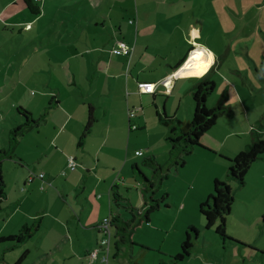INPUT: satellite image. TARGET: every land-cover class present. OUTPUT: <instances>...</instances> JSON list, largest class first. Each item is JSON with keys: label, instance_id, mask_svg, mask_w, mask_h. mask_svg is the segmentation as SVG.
<instances>
[{"label": "rangeland", "instance_id": "rangeland-1", "mask_svg": "<svg viewBox=\"0 0 264 264\" xmlns=\"http://www.w3.org/2000/svg\"><path fill=\"white\" fill-rule=\"evenodd\" d=\"M113 1L116 0H109L108 2L112 4ZM119 1L123 3L124 0ZM132 1L131 6L128 2L126 5L123 4L124 8L118 5V12L112 13L116 14L113 16L120 18V20H123L122 18L124 17L126 26L129 25V17L135 18V20L132 19V23L137 21L131 25V29L127 28L125 33L127 36L135 38L139 30L138 23L141 20L140 29L146 27L149 28L147 30L148 33L154 32L157 34L156 38L158 40L156 42L163 53H168L173 47L175 48L173 43L178 41L182 47L184 46L187 49L185 42L180 39L183 28L179 29L176 25V22H179V17L176 13L180 11L178 8L180 4L190 7V1ZM260 1L264 2V0ZM41 2L44 6L42 18L39 15L37 17L38 20L34 24H27V28H32L31 31H28L23 29L26 24L22 25L19 21H29L34 17L23 0H0V162H2V172L7 185L5 189L7 196L0 199V238L6 237L3 236L4 234L16 231V227H21L23 222H27L26 224L30 225L42 224L41 227H48L47 231L42 235H45L49 244L54 246L58 232L55 227H75L74 223L76 222L73 217L71 218L72 223L68 226L65 225V218L68 217L66 209L55 199L50 202L47 197L49 192L60 197V194H63L61 189L56 188L54 185L48 188V184L44 182V179L37 177V180L40 181L39 183H45L46 190L39 185L36 189L30 190L31 194L28 195L26 201L22 200L24 193L22 184L29 173L27 171L29 169L28 166H31L30 171L39 172L41 170L39 160L41 162L46 154V152H41L40 149H35L36 140L38 137L42 140L47 135L45 132L39 135L36 127L33 129L29 128L17 136H15L14 131L17 127L27 122L28 118L25 116V110H32L33 107L40 109L36 104L33 107L30 106L31 100L38 101L45 92L48 93V90L61 97L63 105L67 108H69L70 104L67 101L70 98H75L77 93L82 92L85 96L86 91L84 88L88 83L90 85V81L93 79L91 61H87L89 57L92 59V55L90 53L91 56H87V54L84 57L78 56L75 54V48L77 46H83L84 48L93 46L91 39H93L94 30L92 27L94 26L83 14L86 12L90 18L94 19L97 15L103 18L106 11L93 8L92 4L88 3L87 0H41ZM216 2L220 5L221 0ZM243 2L249 4L252 0H243ZM137 10H139V13H137ZM198 10L199 8L193 9L191 12L194 11L199 14ZM245 10L248 11V15L242 24L232 25L220 16L210 17L213 23L204 25L203 39L205 40L209 36L208 43L215 47L219 44V39L225 32H231L235 28H243L245 34L234 45L238 46L240 50L242 46L247 47L254 43L251 29L255 28L261 34V42H264V7L255 9L260 12L262 17L260 22L257 21V23L248 21L249 17V19L252 18L253 13L249 14L251 9L246 8ZM229 11L231 12V10ZM191 12L185 13V18ZM214 12L219 13L218 9H215ZM165 13L167 16H165ZM246 14L247 12H245ZM162 16H169L167 25L163 23L164 19ZM193 17L195 18L197 15H193ZM181 18L184 19V16ZM161 32L167 33L168 38H170L166 39L165 36L161 35ZM260 49L264 50L263 48ZM84 58L86 61H84ZM79 60H81L83 65L82 70H79ZM208 67L202 69H208ZM222 74L226 75L217 69L211 76L219 84L210 99L215 97L214 95L218 94V91L222 92L223 90L224 93L227 91L229 93L233 92V89L229 88L228 84L221 82V79H223ZM44 81L49 87H45ZM258 84L256 89L253 90V94L257 98H253L254 103L248 100L246 104L251 112V119L253 121L259 120L257 126L261 127V124H264V79L260 80L258 78ZM72 90L75 91V94L66 99V94L72 92ZM102 94H104L102 99L107 100L108 91H104ZM46 97L47 99L41 98L46 102V109L44 108L43 110H47L49 113L51 111L54 113L62 112L52 98L53 96L50 95L49 97L47 94ZM82 98L86 99V97ZM167 98L166 95L158 97L161 114L164 112L163 101ZM210 99L207 107L213 108L216 105ZM74 101L75 99L70 104L73 108L71 107L69 111L76 110L74 114L80 115L79 108H75V105H73ZM188 101L191 104L193 103L192 108H194L191 94L187 95V97L184 96L181 110L178 109L180 105L178 99H171L165 106L167 108L168 105L171 112H178V115L183 118L182 120L186 121L192 115L187 110ZM125 103V96L118 98L115 111L119 115L125 112ZM226 103L231 107L227 97ZM232 109L234 110L235 108ZM238 110L235 115V121H231L229 116L221 118L233 123H236V120L242 121L243 118H241ZM35 114L38 115V113ZM134 120H137L136 117ZM261 129L263 130V135L261 136L264 138V127ZM138 132L140 131L133 133L138 134ZM153 133H155V130ZM97 135L96 132L94 138H90L89 147L96 146V139L99 137ZM246 137L244 138L246 139ZM154 140L155 136L150 134L149 137L140 140L139 145L144 146L149 142L152 144ZM116 143L124 148L125 142L122 138L117 139ZM137 149L142 151L144 156L140 158V167H134L136 177L130 178L129 183L120 188L123 197L129 200L133 206V215L136 216L137 226L132 236L135 245H131V242L120 244L118 251L117 240L115 239L116 229L115 226H111L113 233L115 232V237L111 241L112 261H116L117 264H264V259H260V255L264 257V164H255V166L252 164L251 168H253L252 170L250 168L251 172L249 170L245 186L242 188L227 175L222 180L231 185L234 191L232 212L227 220L228 234L239 242L234 244L235 242L233 241H223L216 233L215 227L207 228L206 219L200 213L196 199L199 194V191H197L199 189L198 182L200 180H208L211 173L217 170L210 171L211 166L199 162L193 154V156L191 155L192 157H188V161L184 166H176L170 154L171 145L169 151L167 150L165 154L164 152L166 151L162 145L152 149L155 150V153H149L150 150L145 146L137 147ZM134 152L133 150V154ZM152 154L158 155L155 157ZM20 157L24 159L23 165L26 167V171H22V167L14 161H19ZM150 157H154L157 164L164 167L163 174L165 173L166 175L162 179L154 167L146 165L145 161ZM261 159H264V154ZM217 160H220L219 155ZM178 169L180 172L177 173ZM18 177L22 178V184H20L21 182L18 184ZM58 177L62 180L65 178L61 175ZM149 180L156 183L153 189L154 193L151 191ZM121 183L125 185L122 180ZM166 193L168 197L161 201ZM63 195H61V198ZM63 198L65 199L66 197ZM75 198H71L68 202H71L72 205L76 204ZM151 198L160 200L161 207L151 213L150 224L145 222V215L150 207ZM126 203L124 201L121 208L115 205V209L126 214L127 210L124 206ZM68 208L69 206H67ZM31 213L35 214V217L28 218L27 216H31ZM133 215L129 212L127 217L132 219ZM144 223L147 224L143 225ZM191 226L198 230V235H196L195 232L189 229L194 242L191 256L185 260L176 261L174 256L178 254L176 253L178 250V246L176 247L177 240L180 237L182 238V236L185 240V230ZM102 234L101 241L105 237L104 233ZM38 238L37 236L36 239ZM75 240L77 243L80 241L79 238H75ZM43 242L47 245L46 241ZM179 246V252H181V245ZM22 249V246H14L12 242H0V264H18L17 260L21 252H23ZM53 253L55 256L47 264H71L70 260L66 261L65 259L67 254H71L70 248L65 253L61 248L57 247ZM29 260V264H34V256Z\"/></svg>", "mask_w": 264, "mask_h": 264}, {"label": "crops", "instance_id": "crops-1", "mask_svg": "<svg viewBox=\"0 0 264 264\" xmlns=\"http://www.w3.org/2000/svg\"><path fill=\"white\" fill-rule=\"evenodd\" d=\"M108 1L87 0L88 3L92 4L93 8L106 11L103 18L97 15L94 19L90 18L86 12L83 14L94 26L92 29L95 35L93 34V39H91L93 46L86 48L77 46L75 54L84 57V55L87 54L88 56L91 53L92 59L89 57L87 61H91L93 79H91L90 85L88 83L84 88L86 91L85 96L82 92H79V94L75 95V98H70L67 101L71 104L73 99H75L73 105H75V108H79L80 115L74 114L76 110L69 111L72 106L69 104V108L65 107L63 99L49 90L41 98L47 99V94L49 97L50 95L53 96L52 98L62 112L54 113L51 111L49 113L47 110H43L44 108L46 109V102L41 98L38 101L31 100L30 103L32 107L34 104L40 107V109L33 107L32 110H29L31 118L38 121L36 128L39 135L43 132L47 135L42 140L38 137L35 143L36 150L40 149L41 152H46L41 162L39 160L41 170L35 173H45L44 182L48 184V188L54 185L56 188L61 189L65 196L60 194L59 197L49 192L47 197L50 202L55 199L66 209L68 217L65 218V225L68 226L72 223L71 218L74 217L76 219L74 223L75 227H55V229H58V232L54 246L49 244L45 235H42L47 231L48 227H40L38 231L31 233L30 237L23 243L18 244V246H22L23 248V252H21L17 260L18 264H29V259L32 256H34V264H47L55 256L53 252L57 247L61 248L65 253L70 248L71 254H67L65 259L66 261L70 260L71 264H117L116 261L111 260V243L109 252L107 248L100 246L103 236L100 225L104 218L112 214H120L121 217L129 219L127 217L129 212L126 211V214L125 212L123 214L122 211L118 212L115 209L112 191L116 190L122 195L120 192L121 186H126L130 178L136 177L134 167H140V158L144 156V154L142 156L137 155L136 152L139 151L137 147L145 146L150 150L149 153H155V150L152 149L162 145L166 151L164 154L167 153V150L169 151V129L159 119L161 108L158 97L160 95L168 97L163 101L164 112L169 116H176L182 120L183 118L178 115V112H171L168 105L167 108L165 105L171 99H178L180 103L178 109L181 110L184 96L192 95V88L202 77L213 76L218 69L226 74L225 76L222 74L223 79H221V82L228 84V87L233 89V92L229 93L227 91L225 93L228 94L227 98H229L231 108L235 109H232V115L223 116H229L231 121H235V115L237 114V109H239L238 112L243 120H236L237 122L233 123L220 116L217 124L201 138V143L204 147L196 149L193 153L199 162L211 166L210 171L217 170L211 173L208 180H200L198 182L199 189L197 191H199V194L196 196V199L199 206L212 194L214 181L216 179L223 180L226 175L228 176L227 170L231 165L230 160L247 148L252 134L256 132L263 135L261 128L264 127V124H261V127L257 126L259 120L253 121L251 119V112L248 110L246 104L248 100L254 103L253 98H257V96L253 94V90L259 85L258 78L260 80L264 79V50L260 49H264V42H261V34L258 33L257 29H251L254 43L247 47L242 46L239 50L238 46L234 45L245 34L243 28H235L231 32H225L220 37L219 44L215 47H212L208 43L209 36L205 40L203 39V28L206 23H213L210 17L214 16H220L232 25L242 24L247 19L248 11L245 10L246 8L251 9L249 14L253 13L252 18L249 19V17L248 21L253 23L260 22L262 17L260 16V12L255 9L264 7V2L252 0L251 3L245 4L243 0H221L219 5L216 2L217 0H184L190 1L191 6L186 7L183 4H180V7L178 6L180 11L176 15L179 17V22H176V25L179 29L183 28L180 39L185 42L187 49L184 46L182 47L178 41L177 43H173L175 44V48L173 47L168 53H163L162 49L158 48L159 44L156 42L158 40L156 38L157 34L154 32L148 33L147 30L149 28L146 27L140 29L141 20L138 23V34L133 38L127 36L125 33L127 28L131 29V25L137 22L133 21L132 23V19L135 20V18L129 17V25L126 26L124 17L122 18L123 20H120V18L113 16L116 14L112 13L118 12V5L124 8V5L128 2L131 6L132 0H124L123 3L116 0L112 4ZM198 8L199 14L194 11L191 12L193 9ZM215 9H218L219 13L214 12ZM188 11L191 14L185 18V13ZM245 12H247L246 15ZM137 13H139V10H137ZM193 15H197V17L194 18ZM165 16H167L166 13ZM165 16H162L164 19L163 23L167 25L170 15L168 17ZM183 16L184 19L181 18ZM33 17L32 20L19 22L22 25L34 24L38 20V16L33 15ZM156 18L158 17L156 16ZM140 31L141 33H139ZM161 33L166 39L170 38H168L167 33ZM118 41H125L130 47H133V52L130 56L112 52ZM196 50H203L207 55L210 54L212 62L201 63L199 66L193 67L187 66L192 53ZM183 60L182 66L175 70L174 67ZM84 61H86L85 58ZM79 63L81 64L78 65L79 70H82L83 65L81 60H79ZM207 66H209L208 69H202ZM212 80L214 79L212 78ZM140 82L155 83V92H140L138 87ZM43 83L46 88L49 87L45 84L46 81ZM218 84L216 82V86ZM104 91H108L107 100L102 99V95H104L102 92ZM223 93V90L222 92L218 91V94L216 93L215 97L211 99V96H209L207 103L210 99L217 105L222 96L225 95ZM73 94H75L73 90L67 93L66 99ZM124 96L126 98L124 105L125 112L119 115L115 111L116 102L118 98ZM82 97H86V99ZM192 107L193 103L191 104L188 101L187 110L189 114L192 113L189 120L194 115V108ZM133 111L136 114V121L134 120L135 117L130 116V113ZM35 113H38V115ZM91 116L93 117L91 127L85 133ZM132 123H136L139 129L132 130ZM154 130L155 133H153ZM95 131L98 134L97 136H99L96 139V146L89 147L90 138H94ZM137 131L140 132L138 134L133 133ZM150 134L155 136L152 144L149 142L144 146L139 145V141L145 137H149ZM245 136H247L246 139L244 138ZM119 138H122L125 142L124 148L117 145L116 141ZM133 150L135 151L134 154ZM152 155L156 157L158 154ZM218 155L220 156V160H217ZM70 156H74L77 162L74 169L69 167ZM14 161L22 167V171H26L22 157L19 158V161ZM255 164H264V159L258 160L253 165L255 166ZM28 167L31 169V166ZM29 169L27 171L29 173L32 172ZM178 172H180L179 169ZM29 173L27 174V178H24L23 184L21 182L22 178L18 177V184L21 182L20 184L23 185L22 190L26 193L22 195L23 201L28 199V195L31 194L30 190L36 189L39 185L40 187L43 186L44 190H46L45 183H39L40 181L37 178L29 182ZM60 175L65 177L64 180L59 179L60 177L58 176ZM121 180L125 185L121 183ZM4 181L6 184L5 178ZM27 188L29 189L26 190ZM61 195H63L62 198ZM63 197L66 198L64 199ZM74 197H76V204L72 205L68 201L71 198L74 199ZM67 206H69L68 209ZM131 211L134 212L133 209ZM27 217L33 218L35 214ZM26 223L23 222L21 227H16V231L9 232L3 236L18 234L23 226H30V224ZM147 223L151 224V220ZM191 228L192 226L188 227L185 233L187 234ZM113 235L115 237V232ZM37 236L39 237L38 239H36ZM75 238L80 239L79 243L76 242ZM43 241H46L47 245ZM177 241L176 247L178 246V250L176 253H179V245L182 246L184 237L178 238ZM64 245L67 246L64 247ZM143 245L145 246V244ZM116 246L119 251L120 244L117 243ZM96 250H98L97 256L93 258L92 252ZM106 255H108V260L104 261ZM260 257V259H264L262 255Z\"/></svg>", "mask_w": 264, "mask_h": 264}, {"label": "trees", "instance_id": "trees-1", "mask_svg": "<svg viewBox=\"0 0 264 264\" xmlns=\"http://www.w3.org/2000/svg\"><path fill=\"white\" fill-rule=\"evenodd\" d=\"M23 2L32 15L39 16L43 14L44 6L42 5L41 0H23ZM24 26L25 27L23 29L31 31L32 28H27V25ZM183 63L184 60L174 67V69L177 70L180 68V66H182ZM215 89L216 82L212 80L211 75L202 77L198 80L191 90L194 101V115L190 120L183 121L176 116H169L165 112L159 115L160 121L169 129L168 141L171 145L170 154L171 158L174 160V164L178 167L184 166L188 161V157H190L196 149L204 147L201 143V138L217 124L218 118L220 116L233 114L232 108L226 103V97H228V94L222 96L215 107H207L208 97L213 94ZM24 113L28 120L25 124H22L15 129V136L18 134L20 135L29 128H33L38 125V121L31 118V113L28 110H25ZM92 121L93 117L91 116L85 133L89 131ZM263 154L264 138L260 134L254 133L252 134L251 142L248 144L247 148L240 152L235 158L230 160L231 165L228 169V177L231 180H234L240 188L244 187L246 183V176L252 164L261 159ZM145 163L146 165L154 167L155 171L161 175V179L164 177V175H166L165 173L163 174L164 167L157 164L154 157H150L145 161ZM1 167L2 163L0 162V199H3L6 197V184L3 178ZM149 183L152 189L151 191H153L156 183L152 180H149ZM152 193H154V191ZM167 197L168 194H164L161 201L165 200ZM112 198L114 205L118 207H122V203L126 201L127 203L124 206L126 210L133 215V212L131 211L133 206L130 204L129 200L123 197V195L118 193L116 190H113ZM161 201L151 198L150 207L145 215L146 222H150V215L152 212L160 209ZM233 203L234 191L231 185L225 181L216 179L214 181V189L212 194L205 202L200 204L199 210L206 219L207 228L215 227L216 233L225 242L226 240H229L239 243L227 232V220L232 212ZM110 216H112V223L116 229L115 239H118L117 243L123 245L127 242H131V245H135V243H133L132 236L137 226L136 216L133 215L132 219L123 218L120 214H112ZM40 227L41 224H33L30 226L25 225L18 234L2 237L0 238V242H12L16 246L23 243L27 238L30 237L31 233L38 231ZM191 231L198 235V230L196 228L192 227ZM193 248V236L190 232H187L186 238L181 246V252L174 256V260L182 261L187 257H190Z\"/></svg>", "mask_w": 264, "mask_h": 264}, {"label": "built area", "instance_id": "built-area-1", "mask_svg": "<svg viewBox=\"0 0 264 264\" xmlns=\"http://www.w3.org/2000/svg\"><path fill=\"white\" fill-rule=\"evenodd\" d=\"M112 52L117 53V54H123L126 56H130L133 52V47H130L125 41H118L115 48L112 50ZM138 87H139V91L143 92V93H154L156 90V84L151 83V82H140L138 84ZM135 115H136L135 111L130 113L131 117H135ZM131 129L132 130H138L139 127L136 123H132ZM136 153L139 156L143 155L142 151H137ZM76 164H77V162H76L75 157L70 156L69 167L71 169H74L76 167ZM63 175H65V173H63ZM37 177L40 179H45V173L40 172L39 174H36L35 172H30L28 175V180L33 181ZM111 226H113L112 216H108V217L104 218L101 225H100V230L104 233V236H105L103 238V240L101 241L100 246L102 248H107L108 252H109L110 243H111L112 237H113V231H112ZM97 252H98V250L92 252L93 258H96ZM107 260H108V255H106L104 257V261H107Z\"/></svg>", "mask_w": 264, "mask_h": 264}, {"label": "bare ground", "instance_id": "bare-ground-1", "mask_svg": "<svg viewBox=\"0 0 264 264\" xmlns=\"http://www.w3.org/2000/svg\"><path fill=\"white\" fill-rule=\"evenodd\" d=\"M212 62V58L209 55L204 53L203 50H196L195 52L192 53V56L190 60L187 63V66L193 67V66H199L201 63H208Z\"/></svg>", "mask_w": 264, "mask_h": 264}]
</instances>
